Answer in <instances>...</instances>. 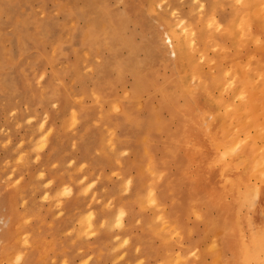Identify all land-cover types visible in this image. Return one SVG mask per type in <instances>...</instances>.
Wrapping results in <instances>:
<instances>
[{
	"label": "rangeland",
	"instance_id": "rangeland-1",
	"mask_svg": "<svg viewBox=\"0 0 264 264\" xmlns=\"http://www.w3.org/2000/svg\"><path fill=\"white\" fill-rule=\"evenodd\" d=\"M241 1L238 5L239 0H199V6L198 0H0V264L209 262L211 254L199 252L202 237H210V231L216 232L213 242L217 248L222 247L216 210L207 202L184 212L185 203L172 182L184 156L176 142L169 146L168 137L176 134V124L184 117L173 102L162 100V87L172 89L167 78L176 74L169 63L174 55L164 25L165 21L193 23L209 36L205 41L211 42L204 43L195 55L203 71L213 75L214 59L230 67L226 56L246 57L248 50L259 56L254 42L248 47L238 44L241 25L239 29L235 25L244 8L259 11ZM210 23L217 24L210 28ZM249 25L252 31L255 24ZM228 26L232 33L226 35ZM195 40H189L190 46L199 41ZM155 116L163 124L154 123ZM89 227L98 229L97 233L88 231Z\"/></svg>",
	"mask_w": 264,
	"mask_h": 264
},
{
	"label": "bare ground",
	"instance_id": "bare-ground-1",
	"mask_svg": "<svg viewBox=\"0 0 264 264\" xmlns=\"http://www.w3.org/2000/svg\"><path fill=\"white\" fill-rule=\"evenodd\" d=\"M240 1L241 0H239L238 5L241 4ZM198 2H199V0H198ZM241 2L242 3L245 2L244 4H246L248 6L255 5L254 9L259 7V11L257 9V11L255 13L253 11H251L252 12L251 13L249 11H246L244 8V10L242 12V16L239 18L238 22H237V20L235 21V23L237 22L235 25L237 28L241 25L239 34L240 33L242 34V38H241V41L239 40L240 43H238V44L244 45V47H246L250 43L254 42L255 43L254 48L256 47L257 51L259 52V56H255L253 54L255 52L251 53V50H248L246 57H242V58L241 57H232L231 58L229 56H226L225 58H227V60L231 63L230 67L229 66L222 67L220 65V60L214 59V60H216V61L213 60L215 62L214 65L216 64L217 68H216V72L214 71L215 74H213V75L203 71L201 63L198 62L199 59H197L196 55H195L196 51L202 50V48L204 47L203 46L204 43L211 42V41H208V42L205 41L206 38L209 36L206 35L205 33H203L201 30H198V28L196 27V24H193V23H187V24H182V25L179 24L181 26V29H179V25L168 24L169 21H165L167 23L164 25V27H165L164 32L167 34L166 38L168 39L167 41H169L171 44L170 45L171 50H172V53L174 55V57L169 61V63L172 64L171 69L173 67L176 74H173V76L167 78V81L170 80V83L173 85L172 89H170V90L166 89V86L162 87V90H163L162 100L163 99L164 100L169 99L171 102H173L174 109L176 111H181V113L184 117L182 122H178L176 124V126H177L176 134H169V137H168L169 146L172 147L171 142H176L177 149H179V148H180V150L182 149V152H183L182 156H184V160L180 164L178 175L175 176V178L173 179L172 182L177 185V189H179L178 195L181 196L180 198H182L183 202L185 203L184 212H190L191 209L193 210L194 205L206 204L208 202L211 204V206L213 208H215L219 222H220L221 227H222L221 239H223V241H221V246H222L221 248H223V251L221 250V248H217L218 244L216 245L215 240L213 242V236H214V234H216V232L212 233L210 231V232H208V235L210 237H202V241L204 242V245L201 248V251L199 252V254L200 255H204L203 253L211 254L209 262H205L204 260L201 259L202 264H264V0H257V1L245 0L244 2L243 1H241ZM125 4L127 5V3H125ZM203 4L204 3H202L201 5H203ZM199 6H200V2H199ZM203 6H205V5H203ZM201 9H203V8H201ZM240 10H242V9H240ZM232 13H234V11ZM19 14H22V13H19ZM200 14H203V12L201 11ZM204 15H206V14H204ZM204 15H202V16H203V19L205 20L206 18H204ZM175 18H176V16H175ZM195 18H197V16ZM215 21L217 22L218 20H215ZM174 22H176V19L174 20ZM181 22H182V19H181ZM210 22H213V21L211 20ZM219 22H222V21H219ZM212 24L213 23L209 24L210 28H211ZM216 24L212 25V27L214 26V28H215ZM238 24H240V25L238 26ZM249 24H255V28L252 31L248 29V28H250ZM220 25H221V23H220ZM209 27L207 30H209ZM226 28L227 29L225 30V32H226L225 34L226 35L228 33L230 34V32L232 31V27L228 26ZM218 30H220V29H218ZM225 34H224V36H225ZM211 36H212V34H211ZM196 37L199 39V41L193 45H192V43H193L192 42L191 43L192 46H190L189 40L196 41L195 40V39H197ZM239 37H241V36H239ZM239 37H236V38H239ZM213 38H214V36H213ZM219 39H220V37H219ZM158 40H160V39H158ZM209 40H210V38H209ZM214 41L217 42L218 40L217 41L214 40ZM220 41H221V39H220ZM207 46H208V44H207ZM205 47H206V45H205ZM212 47H213V45H212ZM159 48H161V47H159ZM223 49L225 50L226 48L223 47ZM224 50H223V52H224ZM161 51H163V49ZM166 51H167V48H166ZM230 51H232V50H230ZM169 52H170V50H169ZM201 55H202V59H203L205 54H201ZM163 58H165V57H163ZM223 59L221 61H223ZM164 60H166V59H164ZM164 60H163V62H164ZM168 60L169 59H167V61ZM210 60H212V59H210ZM203 61H206V60L203 59ZM103 64H104V62H103ZM206 64L208 65V63H206ZM210 65H212V64H210ZM210 65H208V66H210ZM212 67H214V66H212ZM212 67L210 69H213ZM210 73H212V72H210ZM166 77L164 78L165 80H166ZM139 82L142 84L141 81H139ZM137 90L138 89L135 88L134 92H136ZM47 92H48V90H47ZM105 97H106V94H105ZM104 105H105V103H104ZM117 106H118V104H117ZM104 107H106V106H104ZM152 118L154 119V121H153L154 123H158L160 121L163 124V121L161 120V118L159 116H155ZM146 121H147V123H149V118H147ZM123 125L125 127V125H128V124H123ZM147 126H148V124H147ZM130 132H131V130H130ZM111 134H113V131L111 132ZM105 137H107V135ZM134 138H135V136H134ZM111 140H110V142H111L110 145L114 144V142H115L114 141L112 143ZM117 144L118 143H116L115 146L117 148L116 150L118 151L119 144H118V146H117ZM110 145H109V147H111ZM167 145H168V143H167ZM164 147H167V146H164ZM156 150H158V149H156ZM173 150H176V149H173ZM122 154L123 153H121V155ZM121 155H119L118 158L121 159V157H120ZM161 155H162V153H161ZM171 156H174V155L171 154ZM126 162H127V160L125 161V163ZM73 166H75V165H73ZM69 167L70 166H68V168ZM73 168H75V167H73ZM147 170H150V173L152 175L154 174L153 168L149 167V169H147ZM104 172H105V170H104ZM119 173H118V175H119ZM71 174H73V173H71ZM83 175H85V173H83ZM115 175H117V174L115 173ZM120 175H121V173H120ZM85 176H87V175H85ZM126 176H128V175H126ZM87 178H89V177H87ZM101 178L102 177H100L99 179L101 180ZM71 179H73V178H71ZM77 179L78 178H76V180ZM90 179H93V178H90ZM89 182H90V180H89ZM89 182H87V183H89ZM105 182H106V180H105ZM82 184H84V183H82ZM134 184H137V183H134ZM164 185L165 184H163V186ZM163 186H162V188H163ZM113 187H115V186L113 185ZM137 187H139V186H137ZM68 188H67V190H68ZM87 189H89V188H87ZM24 190L26 191V189H24ZM31 190L33 191V189H31ZM160 190H161V188H160ZM166 190H167V188H166ZM38 191H41V190H38ZM70 191L71 190H69V191H67V193L66 192L65 193L68 194V192H70ZM88 191L89 190H86L85 192L87 193ZM92 191H93V188H92ZM141 191H143V190H141ZM152 192H153V190H151V193ZM153 193L150 194V196L154 197V198L152 199L151 197H149V199H152V201L154 200L156 202L155 196ZM70 194H71V192H70ZM108 194L109 193H107L106 195H108ZM129 194L127 196H130ZM131 194H132V192H131ZM132 195H134V194H132ZM124 196H126V195H124ZM137 196H140V195L138 194ZM58 197L59 196H57V198ZM122 197L123 196L120 195V198H122ZM24 198H22V200ZM115 198H117V197H115ZM32 199H33V197H32ZM94 199H96V198H94ZM104 199H106V198H104ZM7 200H8V198L6 199V201ZM114 200H117V199H114ZM26 201H27V199H26ZM17 202H18V200H17ZM102 202H106V201H102ZM132 202H135V201H132ZM110 203H112V202L110 201ZM152 203L153 202H151L150 204H152ZM58 204L60 205L61 202H59ZM12 206L13 205H11V207ZM42 207H44V206H42ZM58 208H59V206H58ZM31 209H32V207H31ZM43 209H42V211H43ZM104 209H105V207H104ZM131 209H130V211H131ZM58 210H56V211H58ZM64 210H66V209H64ZM177 210H179V209H177ZM121 211H124V210H121ZM125 211H127V209H125ZM33 212H36V211H33ZM195 212H197V211H195ZM107 213H108V211H107ZM135 213H136V211H135ZM199 213H200L199 211H198V213H196L197 216H199L198 215ZM118 214H119V212H118ZM211 215H212V213H211ZM97 216H99V215H97ZM105 216H103V217H105ZM110 216H112V215L110 214ZM121 216H122V214H121ZM61 217H62V215H61ZM91 217H92V215L89 216L90 221L92 220ZM94 217H96V216H94ZM137 217H138V213H137ZM98 218H100V217H98ZM153 219L154 218H152L151 220H153ZM90 221L88 222L89 226L91 224ZM124 221H123V224H124ZM167 221H168V219H167ZM108 222H109V220L107 222L104 221L103 224L106 225V223H108ZM169 222L171 223V221H169ZM0 223H1V221H0ZM158 223H160V222H158ZM127 224H129V223H127ZM187 224H189V223H187ZM1 225H3V224H1ZM10 225H12V224H10ZM91 226H94V225L91 224ZM118 226H120L119 223H118ZM170 226H171V224H170ZM84 227H87V226H84ZM122 227H125V226H122ZM131 227H132V225L130 226V228ZM177 228H180V227H177ZM183 228H184V226H183ZM127 229H129V228H127ZM164 229L166 230L167 227ZM184 229L186 231V228H184ZM90 230L91 229L89 227L88 231H90ZM92 231H96V233H97L98 229L97 230L96 229L91 230L90 232H92ZM114 231H116V229ZM124 231H126V230H124ZM129 231H132V230H129ZM34 232H33V234H36ZM85 232L87 233V231H85ZM90 232H88V233H90ZM100 232H103V231H100ZM174 232H178V231L174 230ZM169 233H170V231H169ZM93 234H95V233L93 232ZM93 234H91V235H93ZM138 234H140V233H138ZM178 234H181V233H178ZM81 235H82V233H81ZM134 235H131V236H134ZM157 235H159V234H157ZM147 236L151 237V235H147ZM26 237H28V236L26 235ZM26 237L25 238L22 237L23 240H25ZM152 237H154V236H152ZM137 238L138 237H136V239ZM179 238H180V236H179ZM32 239L33 238H31V240ZM63 239H65V238H63ZM153 239H155V238H153ZM3 240H5V239H3ZM85 240H86V238H85ZM27 241H29V240H27ZM38 241L40 243V240H38ZM194 241H196V240L194 239ZM88 242H89V240H88ZM111 242H114V241H111ZM172 242H174V241H172ZM74 243H76V242H74ZM77 243H79V242H77ZM95 243H98V242H95ZM213 243H214V245H213ZM130 244L132 245V242ZM142 245L140 246V248L142 247ZM144 246H145V244H144ZM213 246L215 247V250H216L215 252H213L214 251ZM12 247H14V246H12ZM149 247H150V242H149ZM182 247L184 248V246H182ZM182 247H180V248H182ZM150 248H152V250H153V247H150ZM15 249H17V248H15ZM89 250H90V248H89ZM102 250H103V248H102ZM141 251H143V250L141 249ZM88 252H90V251H88ZM221 252H224V255H222ZM150 254H153V253L151 252ZM141 255H143V254H141ZM13 256H14V258L16 257L15 255H13ZM130 256H131V254H130ZM162 256H163V254H162ZM178 256L180 257V254ZM181 256H182V252H181ZM104 258H105V256H104ZM190 258H192V257H190ZM195 258H197V257H195ZM155 259H156V257H155ZM10 260H12V258H10ZM105 260H106V258H105ZM178 260H179V258H178ZM154 261H156V260H154ZM64 262H65V260H64ZM141 262H142V260L140 261V263ZM7 263H8V261H7ZM55 263H57V261ZM1 264H2V262H1ZM186 264H187V262H186Z\"/></svg>",
	"mask_w": 264,
	"mask_h": 264
},
{
	"label": "crops",
	"instance_id": "crops-1",
	"mask_svg": "<svg viewBox=\"0 0 264 264\" xmlns=\"http://www.w3.org/2000/svg\"><path fill=\"white\" fill-rule=\"evenodd\" d=\"M146 234V233H145ZM141 236H142V234H141ZM142 244H145V250H144V252H145V258H146V261H148V259H147V246H148V243H147V240L145 239V241H142ZM134 256V254H132V257Z\"/></svg>",
	"mask_w": 264,
	"mask_h": 264
}]
</instances>
